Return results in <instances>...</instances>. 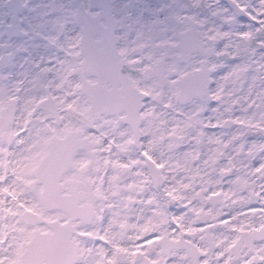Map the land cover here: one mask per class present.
<instances>
[{
  "label": "snow or ice",
  "instance_id": "6c2138e0",
  "mask_svg": "<svg viewBox=\"0 0 264 264\" xmlns=\"http://www.w3.org/2000/svg\"><path fill=\"white\" fill-rule=\"evenodd\" d=\"M16 11L0 264H264V0Z\"/></svg>",
  "mask_w": 264,
  "mask_h": 264
},
{
  "label": "flooded vegetation",
  "instance_id": "af4514ba",
  "mask_svg": "<svg viewBox=\"0 0 264 264\" xmlns=\"http://www.w3.org/2000/svg\"><path fill=\"white\" fill-rule=\"evenodd\" d=\"M151 3L153 4H161V3H167L168 0H150ZM24 3V0H11V3L7 6H5V0L2 1L0 4V13H7L9 8L12 9L10 14L7 15H2L0 14V22H3V24H8V23H18L19 22V17L17 16V9L21 4ZM31 3H40V0H31ZM25 13H21V15H24Z\"/></svg>",
  "mask_w": 264,
  "mask_h": 264
},
{
  "label": "rangeland",
  "instance_id": "374dc122",
  "mask_svg": "<svg viewBox=\"0 0 264 264\" xmlns=\"http://www.w3.org/2000/svg\"><path fill=\"white\" fill-rule=\"evenodd\" d=\"M3 0H0V4L2 3Z\"/></svg>",
  "mask_w": 264,
  "mask_h": 264
}]
</instances>
